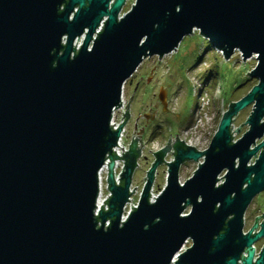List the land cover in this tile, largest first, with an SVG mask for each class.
Masks as SVG:
<instances>
[{
  "label": "water",
  "instance_id": "water-1",
  "mask_svg": "<svg viewBox=\"0 0 264 264\" xmlns=\"http://www.w3.org/2000/svg\"><path fill=\"white\" fill-rule=\"evenodd\" d=\"M126 1L0 0V264H239L246 247L241 264H253L264 222L244 234L242 219L264 190V149L249 164L264 147L255 145L264 134V0H134L120 16ZM195 30L226 59L237 50L243 60L257 54L247 72L257 82L227 105L207 149L176 136L154 151L133 206L143 141L132 136L128 150H113L133 98L117 129L113 110L145 58L161 62ZM249 105L248 128L233 141V118ZM201 158L179 181L181 165ZM104 163L111 194L95 214ZM162 164L166 184L151 201ZM255 261L264 264V250Z\"/></svg>",
  "mask_w": 264,
  "mask_h": 264
},
{
  "label": "rangeland",
  "instance_id": "rangeland-1",
  "mask_svg": "<svg viewBox=\"0 0 264 264\" xmlns=\"http://www.w3.org/2000/svg\"><path fill=\"white\" fill-rule=\"evenodd\" d=\"M132 2L133 0L127 2L123 12H126L131 7ZM195 31L194 33L185 35L177 49L171 54L162 57L161 62H159V57L156 55L145 58L134 76L125 83L123 90L125 98L128 100L133 94V89H131L133 88L131 84L133 79L147 76L146 81H152L151 85L147 87L148 92L151 94L149 98L142 100L141 98H145V96H143L141 91L136 96V99H134L135 101L131 105L132 109L134 106H141L143 102L156 100L157 93L159 95L160 88L163 86L167 93V101L170 103L172 110L170 113L165 114V109L163 108V113H158L156 121L151 126L152 128L147 130L144 135V139L148 141L149 145L143 151L144 156H142L140 165L136 172H134L135 184L139 186L143 185L146 171L151 165L152 155L149 149L151 148L154 151L161 149L165 146V139H167L169 133L182 131L185 127L192 124L194 110L201 98L199 97L201 92L202 94L206 93L208 96V107L210 108L211 116L201 124L200 128L203 129L202 131L211 130V134L208 140L203 141H200L202 139L199 137L196 139L187 138V143L195 146L198 150L208 148L212 139L211 137H213L217 129L216 126H218L223 112L228 107L227 105L245 95L250 90L249 88L257 82L256 79L255 81L254 78L247 74L257 63L255 56L248 60H243V57L234 52L229 59H226L221 54V51L210 44L207 38L200 34L198 30ZM152 71H154L153 74L151 73ZM152 92H156V94L152 95ZM148 107L147 104L143 110L148 112ZM252 107V105L246 106L245 109L237 114L234 130L240 125V131L236 133L234 131L235 140L246 132L248 124L245 121L248 119ZM242 122L245 123L242 124ZM125 132L129 139L132 135V128L127 125ZM171 158L173 157H168V160ZM198 162H203V158L198 161L186 160L179 170V181L184 182L191 177L194 170L198 167ZM157 170L154 187L156 192H160L166 183L167 165L162 164ZM224 174L225 171L221 174L222 179L220 178V183L224 181ZM263 197V192L258 193L254 198L252 206L261 204ZM190 209L191 205H188L184 213H188ZM185 245V248H187L188 244Z\"/></svg>",
  "mask_w": 264,
  "mask_h": 264
},
{
  "label": "flooded vegetation",
  "instance_id": "flooded-vegetation-1",
  "mask_svg": "<svg viewBox=\"0 0 264 264\" xmlns=\"http://www.w3.org/2000/svg\"><path fill=\"white\" fill-rule=\"evenodd\" d=\"M151 73L153 74L154 71H152ZM146 77L140 76L139 78H137V79L135 78L131 81V84L133 86V88H131V89H133V95H131L129 97V99L127 100V102H128L131 98H133V99H131L132 100L131 105L134 103V101H135L134 99H136V96L138 95V93L140 94L141 91L143 93V96H145V98H141L142 100H147L149 98V96L151 95L150 92H148L147 87L151 85L152 81L147 82ZM254 80H255V78H254ZM162 88H163V86H162ZM162 88H160V89H162ZM249 89H251V87ZM152 91H153V89H152ZM153 94H156V92H152V95ZM166 97H167V93L165 90V97H164L166 100L165 104H163V101H161L159 99V95L157 93L156 100L149 101V102L146 101V102H143V104H141V106L138 105V107L134 106L133 109L131 108V116H130L129 120H127L128 121L127 125L130 128H132V134H133L132 136H135V137L140 136L141 137V139L143 141V151L146 149V146L149 145L148 141L147 140L145 141L144 135L147 132V130L152 128L151 126L156 121L155 119H157L158 113H161V112L163 113V108L165 109V112H164L165 114L170 113V111H172L170 108V103L167 101ZM147 104L149 106L148 110H151V112H150L151 116L150 117L147 116L148 115L147 111L143 110ZM168 105H169V107H168ZM236 116L233 118V122H232V125H233V129H232L233 141H236L235 140L236 137H234L235 136L234 124H235ZM239 131H240V129H239ZM179 132L180 131H176V132L174 131L173 133H169L167 139H165L166 140L165 142L167 143L169 141V139L175 140V137L179 135ZM263 140H264V134L261 138L258 137V139L255 142V145H259V143H261ZM253 147H254V145L251 146V148H253ZM263 149H264V147L259 149V151L256 153V155L252 156L249 164L254 162L256 160V158H258L257 156L260 155V153ZM149 150L151 151V155H152L151 161H153L154 160V157H153L154 150H152L151 148ZM143 156H144V153H143ZM151 161H150V164L152 163ZM223 171H225V174H224V181H225V175L227 173V169H224ZM223 171L218 175L217 185L221 184L220 183V181L222 179L221 174L223 173ZM261 192L264 193V190ZM254 198H252V201L250 202V204L246 208L245 213L243 215V219H242L243 220V230L242 231L244 234L248 233V231H250V230H252V234L257 233L259 231V229L261 228L262 223L264 222V197H263V202L261 204H257V206H252L254 203ZM191 243H192V240L190 238L187 239V241L185 243V244H188L187 248L190 247V245H192ZM252 247L254 249L253 250L254 251L253 264H255V262H256L255 260H257L260 257L262 250H264V236L259 237L252 244ZM248 252H249V250L247 247L242 251L241 257L238 261L239 264L242 263V260L244 259V257L247 256Z\"/></svg>",
  "mask_w": 264,
  "mask_h": 264
},
{
  "label": "built area",
  "instance_id": "built-area-1",
  "mask_svg": "<svg viewBox=\"0 0 264 264\" xmlns=\"http://www.w3.org/2000/svg\"><path fill=\"white\" fill-rule=\"evenodd\" d=\"M128 1L129 0L126 1L123 9L125 8V6H126ZM133 2H134V0H133ZM122 13H123V10L121 11L120 16L122 15ZM101 27H102V25L98 28V31L101 30ZM95 36H96V34H95ZM83 38H84V35L81 36V38L77 42V45H76L77 49H79ZM235 53H238L240 55V57H242L241 53L238 52V50ZM124 86H125V84H124ZM124 86H123V89H124ZM200 95H203V96H200ZM199 97H201V98L199 99L198 105L196 106V109L194 110V116H193L194 120H193L192 124L188 125L187 127H185V129L180 131L179 135H178L179 138L181 140L183 139L186 144H188L187 143V141H188L187 138L196 139V138L199 137L200 139H202L200 141H203V140H208L209 136L211 134V130L207 129L206 131H202L203 129L200 128L201 124H203L205 122V120L210 118L209 116H211V114H210L211 111L209 110L210 108L208 107L209 106V100L207 98L208 96H207L206 93L202 94V92H201L199 94ZM120 100H121V104L122 105L117 107V108H115L113 110L111 125H113L114 129H117L119 124L122 123L123 120H124V115L123 114L125 112L124 110H125L126 105H127V100L125 98L124 90H123V93H122V96H121ZM126 130H127V124L122 129L120 137H119V139L117 141L118 145L113 147V150L116 149L115 153H117L118 155L122 154L121 152L123 151V149L121 147H123L124 150H128L130 141L132 139V135L133 134L128 139L127 135H126V132H125ZM142 156H143V153H142ZM171 156L173 157L172 153H168V155L166 156V160L165 161H169L168 157H171ZM141 157L138 160V167L140 165L139 161H140ZM171 159H173V158H171ZM109 161H110V158H107L106 159V163H108ZM114 161H115V163H114L115 164V166H114L115 180H116L117 183H119V181H120L119 173L122 172V168H123V165H124V160L119 158V159H115ZM106 163H104V165L101 167V169L99 170V174H98L99 175V193L97 195L98 197H97V202H96V205H95V206H97L96 209H95V214H98V211L101 208V205L103 204V201L111 194L110 189L107 188L108 187V185H107L108 184V182H107L108 168H107V164ZM137 168H136V170H137ZM156 175H157V173H156ZM166 180H167V174H166ZM130 184H131L130 185V191H132L135 186H136V188H135V192L131 193L129 199L131 200L133 206H138V203H139V200H140V197H141L140 193H142L143 186L145 184V179H144L143 185L139 186V185L135 184L134 176H133V181ZM165 184H164V186H165ZM164 186L162 187V189L164 188ZM162 189L160 190V192L162 191ZM160 192H156L155 191V187L153 185L152 188H151V191H150V193H151V196H150L151 201L156 200L155 197H157L160 194ZM131 202L128 201L126 203V205L124 206V208H123V213L121 215L122 216V221H124L127 218L128 214L131 211V205H130ZM104 208L105 209L108 208L107 203H105ZM108 224H109V221H107L106 225H108ZM185 246L186 245H184V247L182 248V251L186 249Z\"/></svg>",
  "mask_w": 264,
  "mask_h": 264
}]
</instances>
